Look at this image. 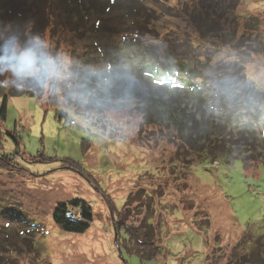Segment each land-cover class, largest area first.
Wrapping results in <instances>:
<instances>
[{
	"label": "rangeland",
	"instance_id": "1",
	"mask_svg": "<svg viewBox=\"0 0 264 264\" xmlns=\"http://www.w3.org/2000/svg\"><path fill=\"white\" fill-rule=\"evenodd\" d=\"M128 1L70 0L73 7H63L60 0H0V45L10 36L21 46L39 37L61 69L43 80L0 64V105L7 95L0 119V264H247L253 258L230 251L264 235V165L247 158L245 168L238 157L216 162L185 153L174 140L178 130L159 131L128 90L107 94L106 76L112 72L127 83L150 77L146 63H167L181 43L187 45L180 51L202 54L199 60L209 65L246 60L245 87L264 96L262 25L238 44L246 16L264 21V0H239L237 37L214 51L212 30L194 29L185 15L190 0H166L168 7L146 0L147 16L136 19V28L126 10L119 11ZM227 23L233 25L231 18ZM255 43L262 52L247 57ZM114 64L125 70L108 69ZM260 103L264 108V97ZM72 198L91 206L93 221L84 234L53 221L54 207ZM116 212L128 226L146 219L155 227L156 258L141 261L127 252L123 230L116 243Z\"/></svg>",
	"mask_w": 264,
	"mask_h": 264
},
{
	"label": "trees",
	"instance_id": "2",
	"mask_svg": "<svg viewBox=\"0 0 264 264\" xmlns=\"http://www.w3.org/2000/svg\"><path fill=\"white\" fill-rule=\"evenodd\" d=\"M71 1L75 2V0ZM80 1L81 4L84 3V0ZM129 1L120 6L119 11L126 10L131 26L136 28V22L139 23L136 19L147 16V3L146 0H131V3ZM157 1L167 7L169 5L166 4V0ZM184 1L187 2V0ZM190 1L192 5H186L185 15L189 18L194 29L197 26L198 31L212 30V43L217 46L212 45L213 51L214 49L219 50L224 44H229L237 37L238 20L235 18L237 14L234 13V10L239 0ZM60 2L63 7H73L70 0H60ZM228 18H231L233 25L230 26L227 23ZM243 21L244 28L241 36H238L241 37L238 44L244 41V34L251 35L257 29L259 30L260 24L263 30H259L258 34L259 39L263 42L264 21L261 22L256 15L246 16ZM161 41L164 44L167 43L166 39ZM180 44L177 43L173 48L176 49V53H179L178 56L169 57L167 63H161L160 66L153 60L146 63V73L150 77L138 75L133 78L134 81L127 78L130 81L127 83V81L117 80L112 72H108L106 93L112 95V92L119 91L120 87L124 89L123 91L128 90L129 94L139 101L140 112L149 118L148 122L157 125L159 131L162 130L161 126L178 130V138L174 137V140L179 142V149L185 148V153L195 156L194 151L201 156V159L211 158L212 161L218 159L229 161L238 157L245 168L249 161L264 165V108L260 103V97L264 96L253 86L245 87L248 85L244 72L246 60L239 61V58H235L230 62L209 65L207 61L201 58L199 60L202 54L189 55L184 50L180 51L178 49ZM190 44L194 50L196 47L192 42ZM182 45L184 47L187 44ZM247 47H249L247 57L261 53L263 50L258 43ZM237 53L240 54L236 52L234 55L238 56ZM164 54L167 57L171 52ZM123 65L116 66L114 64V66H108V69L113 70L116 67L118 71L123 72L125 70ZM198 65L202 67L199 70L196 67ZM204 67H207L206 73L202 71ZM110 73L114 77L110 76ZM21 87H26V85H21ZM29 87L31 88L30 85ZM33 89L36 90V87L34 86ZM15 93L17 92L15 91ZM11 94L14 93L10 92ZM6 107L7 95H4L0 105L1 120L6 118ZM251 107L256 110L252 114ZM74 122L76 124L75 120ZM258 125L260 131L257 130ZM2 135L3 132L0 130V144ZM19 136V133L13 134L17 145ZM171 138L173 139V136ZM69 206L80 207L81 221L65 217ZM111 209L113 208L111 207ZM116 213L120 217L119 222H113L117 236L116 243H118L119 231L123 230L126 238L123 239L122 245L127 252L136 254L141 261L156 258L161 253V246L157 242L155 227L146 219L144 222L141 221L137 227L128 226L125 223L126 216ZM52 218L61 230L74 234L86 233L93 221L91 206L80 198L59 202L54 207ZM235 248H237V252L233 253L229 250L230 255L235 256L236 254L237 257L242 256V259L252 256L253 258H250L247 264H264V235L250 238L247 243L239 242ZM228 261L230 263V259ZM231 264H234L233 259Z\"/></svg>",
	"mask_w": 264,
	"mask_h": 264
},
{
	"label": "clouds",
	"instance_id": "3",
	"mask_svg": "<svg viewBox=\"0 0 264 264\" xmlns=\"http://www.w3.org/2000/svg\"><path fill=\"white\" fill-rule=\"evenodd\" d=\"M0 64L9 65L43 80L55 76L61 70L57 58L48 54L39 37H33L21 46L16 36H10L0 45Z\"/></svg>",
	"mask_w": 264,
	"mask_h": 264
},
{
	"label": "built area",
	"instance_id": "4",
	"mask_svg": "<svg viewBox=\"0 0 264 264\" xmlns=\"http://www.w3.org/2000/svg\"><path fill=\"white\" fill-rule=\"evenodd\" d=\"M70 125H73L75 122L74 120H69ZM65 217L71 220H75V221H81L82 220V214H81V210L78 209L77 211L73 210V209H68L65 212Z\"/></svg>",
	"mask_w": 264,
	"mask_h": 264
}]
</instances>
